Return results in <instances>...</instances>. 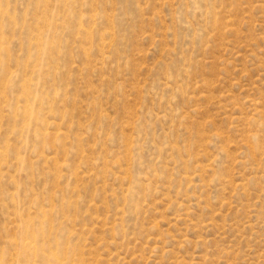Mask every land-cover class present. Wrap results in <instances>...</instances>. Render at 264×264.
I'll return each mask as SVG.
<instances>
[{
  "label": "rangeland",
  "instance_id": "rangeland-1",
  "mask_svg": "<svg viewBox=\"0 0 264 264\" xmlns=\"http://www.w3.org/2000/svg\"><path fill=\"white\" fill-rule=\"evenodd\" d=\"M0 264H264V0H0Z\"/></svg>",
  "mask_w": 264,
  "mask_h": 264
},
{
  "label": "bare ground",
  "instance_id": "bare-ground-1",
  "mask_svg": "<svg viewBox=\"0 0 264 264\" xmlns=\"http://www.w3.org/2000/svg\"><path fill=\"white\" fill-rule=\"evenodd\" d=\"M30 245H32V244H30Z\"/></svg>",
  "mask_w": 264,
  "mask_h": 264
}]
</instances>
